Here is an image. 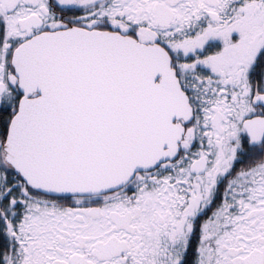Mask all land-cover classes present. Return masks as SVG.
<instances>
[{
	"label": "snow or ice",
	"instance_id": "snow-or-ice-1",
	"mask_svg": "<svg viewBox=\"0 0 264 264\" xmlns=\"http://www.w3.org/2000/svg\"><path fill=\"white\" fill-rule=\"evenodd\" d=\"M0 264H264V0H0Z\"/></svg>",
	"mask_w": 264,
	"mask_h": 264
}]
</instances>
